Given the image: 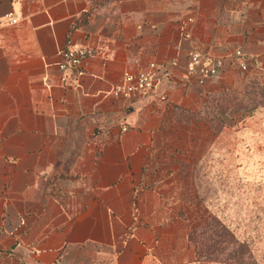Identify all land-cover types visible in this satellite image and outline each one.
Masks as SVG:
<instances>
[{
    "label": "crops",
    "instance_id": "obj_1",
    "mask_svg": "<svg viewBox=\"0 0 264 264\" xmlns=\"http://www.w3.org/2000/svg\"><path fill=\"white\" fill-rule=\"evenodd\" d=\"M68 44L94 50L81 74L55 63ZM236 48L245 69L187 82L191 50ZM150 63L170 75L110 93ZM228 90L256 102L217 132L201 114ZM263 93L264 0H0V264H214L189 198L202 164L264 182Z\"/></svg>",
    "mask_w": 264,
    "mask_h": 264
},
{
    "label": "rangeland",
    "instance_id": "obj_2",
    "mask_svg": "<svg viewBox=\"0 0 264 264\" xmlns=\"http://www.w3.org/2000/svg\"><path fill=\"white\" fill-rule=\"evenodd\" d=\"M221 98L209 118L219 131L241 125L256 102L240 90ZM198 174V190L189 198L194 207L185 215L200 254L214 264H264V182L247 177L233 160L202 164Z\"/></svg>",
    "mask_w": 264,
    "mask_h": 264
},
{
    "label": "built area",
    "instance_id": "obj_3",
    "mask_svg": "<svg viewBox=\"0 0 264 264\" xmlns=\"http://www.w3.org/2000/svg\"><path fill=\"white\" fill-rule=\"evenodd\" d=\"M8 18L9 23L16 22L17 18L13 16L11 11L4 14ZM58 59L56 65L62 70L72 69L76 74L82 73V62L87 55L94 53V50L85 46H78L68 44L65 47H60L57 50ZM236 57L239 59L237 60ZM253 62L257 63L258 58H252ZM237 63L241 68L247 67L246 59L241 49L236 48L234 55L231 58L226 56H211L206 51L199 49L191 50L188 54L186 69L184 77L190 83H203L209 77L216 75L220 70L224 69L226 65ZM170 72L164 70L157 73L155 64L150 63L147 70H140L138 72L126 71L123 74L122 81L115 84L110 93L115 96H130L136 92H146L150 90L155 81H160L163 77H168ZM62 80H66V75L61 76ZM159 102L167 99L165 92H159L156 96Z\"/></svg>",
    "mask_w": 264,
    "mask_h": 264
},
{
    "label": "trees",
    "instance_id": "obj_4",
    "mask_svg": "<svg viewBox=\"0 0 264 264\" xmlns=\"http://www.w3.org/2000/svg\"><path fill=\"white\" fill-rule=\"evenodd\" d=\"M224 93L220 94V95H217V96H213L211 98L208 99V101L206 102L205 104V112H203L204 114H201V118H204L206 120L209 121V124L218 132L219 129L216 128L215 125L212 124L211 120L209 119L211 114H213V111L215 110L216 106L218 105V102L222 103L223 101L221 100V96L223 95ZM221 100V101H220ZM189 238L191 239V241L195 244V247H196V252H197V255L198 257L201 259V260H205V261H208V259H206L205 257H203L201 254H200V246H199V242L198 241H195L193 240L191 237H190V234H189Z\"/></svg>",
    "mask_w": 264,
    "mask_h": 264
}]
</instances>
